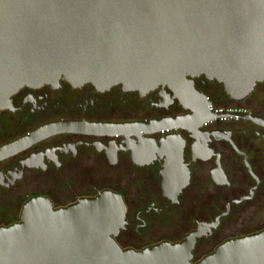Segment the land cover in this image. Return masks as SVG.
I'll return each mask as SVG.
<instances>
[{
    "label": "water",
    "instance_id": "1",
    "mask_svg": "<svg viewBox=\"0 0 264 264\" xmlns=\"http://www.w3.org/2000/svg\"><path fill=\"white\" fill-rule=\"evenodd\" d=\"M200 76L238 100L264 81V0H0V110L20 88L60 80L101 91L120 85L140 95L169 89L188 115L132 124L134 131L125 124L98 128L151 139L173 130L161 148L177 150L180 159L177 131L196 129L193 120H256L211 110L194 85ZM69 125L51 123L1 146L0 160ZM162 177L163 193L174 199L189 181L188 172ZM126 211L122 195L111 190L61 208L32 197L20 221L0 227V264H192L199 229L175 244L120 247L114 237ZM196 264H264V230L229 239Z\"/></svg>",
    "mask_w": 264,
    "mask_h": 264
},
{
    "label": "flooded vegetation",
    "instance_id": "2",
    "mask_svg": "<svg viewBox=\"0 0 264 264\" xmlns=\"http://www.w3.org/2000/svg\"><path fill=\"white\" fill-rule=\"evenodd\" d=\"M193 80L210 109L233 108L256 120L238 115L211 123L193 120L196 129L177 131L184 141L180 159L177 150L161 148L173 130L151 139L98 128L125 124L134 131L132 124L188 115L169 89L140 95L120 85L101 91L64 80L20 88L10 106L0 110V147L51 123L70 125L0 160V227L20 221L32 197L61 208L111 190L122 195L127 207V223L114 237L123 249L175 244L199 229L191 258L196 264L225 241L264 230V81L238 100L216 81ZM168 171L189 174L175 199L163 193L162 173ZM210 187L215 189L211 198ZM172 219L180 221L176 231L149 238L157 222ZM211 222L216 223L206 225ZM224 227L229 236L221 238Z\"/></svg>",
    "mask_w": 264,
    "mask_h": 264
},
{
    "label": "rangeland",
    "instance_id": "3",
    "mask_svg": "<svg viewBox=\"0 0 264 264\" xmlns=\"http://www.w3.org/2000/svg\"><path fill=\"white\" fill-rule=\"evenodd\" d=\"M107 180V179H106ZM122 181V180H121ZM214 188L210 187L209 193H210V198L212 197L214 193ZM131 191H128L129 195ZM132 193V192H131ZM193 206V205H192ZM191 208V206H189ZM181 225L180 221L172 219L169 222H164V221H159L156 223V225L152 228L151 233L149 231V238H151V235L156 236L155 234L160 233V235H168L171 233V229H175V231L178 229L177 226ZM154 230V231H153ZM223 236L221 238H225L229 236V233L227 231H230V229H227L226 227L223 228ZM132 242H136V240H133Z\"/></svg>",
    "mask_w": 264,
    "mask_h": 264
},
{
    "label": "built area",
    "instance_id": "4",
    "mask_svg": "<svg viewBox=\"0 0 264 264\" xmlns=\"http://www.w3.org/2000/svg\"><path fill=\"white\" fill-rule=\"evenodd\" d=\"M211 110H214L216 112H219V111H223V110L233 111L234 109L233 108H226V109H223V108H212ZM222 119H225V117L224 118H221V120ZM215 120H217V118H213V119L209 120L208 122L211 123V122H213Z\"/></svg>",
    "mask_w": 264,
    "mask_h": 264
}]
</instances>
